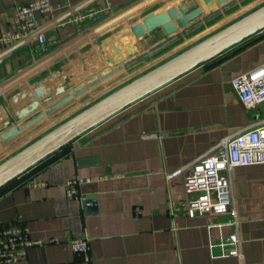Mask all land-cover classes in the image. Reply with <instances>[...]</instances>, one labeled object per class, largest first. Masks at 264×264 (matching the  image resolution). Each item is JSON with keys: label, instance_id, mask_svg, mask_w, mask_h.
Segmentation results:
<instances>
[{"label": "crops", "instance_id": "obj_1", "mask_svg": "<svg viewBox=\"0 0 264 264\" xmlns=\"http://www.w3.org/2000/svg\"><path fill=\"white\" fill-rule=\"evenodd\" d=\"M28 0H0V30L15 29L11 9ZM186 0H50L34 14L47 41L21 40L0 48V161L74 112L187 46L232 22L224 19L264 3L239 0L194 30L123 68L86 93L60 102L145 51L139 27ZM200 15L232 0H193ZM93 12L86 21L79 13ZM247 13V12H246ZM237 19V18H236ZM235 20V19H234ZM152 28V26H147ZM182 32H171L161 41ZM264 66V34L255 33L159 90L84 132L0 188V220L18 221L32 240L11 264H264V164L234 166L229 175L240 223L242 258L226 237L230 217L188 216L186 169L212 144L264 117L246 108L230 81ZM155 135L144 138L142 133ZM82 199L70 198L66 183ZM86 237L90 260L69 240ZM56 239V241H53Z\"/></svg>", "mask_w": 264, "mask_h": 264}, {"label": "built area", "instance_id": "obj_2", "mask_svg": "<svg viewBox=\"0 0 264 264\" xmlns=\"http://www.w3.org/2000/svg\"><path fill=\"white\" fill-rule=\"evenodd\" d=\"M51 9L50 0H28L15 3L11 9L13 31L0 30V48L10 46L21 40H32L38 45L47 41L44 24H39L34 17L36 12L44 14ZM93 12L79 13L73 21L92 19ZM264 34V28L258 31ZM239 101L246 108L264 105V66L236 75L230 81ZM154 133L144 132L147 138ZM264 164V117L256 120L251 126L240 130L227 138L212 144L203 154L169 174L170 178L186 169L184 212L188 216H218L227 214L231 219L233 231L226 241L230 244L231 253L242 258L239 236V214L234 207L229 172L234 166ZM88 178L75 176L67 181V194L70 198L81 200L75 186L88 181ZM56 241V239H53ZM39 241L29 238L24 226L18 221L3 222L0 220V264H11L25 257L29 246ZM74 254L85 261L90 260L89 240L78 237L69 240Z\"/></svg>", "mask_w": 264, "mask_h": 264}, {"label": "water", "instance_id": "obj_3", "mask_svg": "<svg viewBox=\"0 0 264 264\" xmlns=\"http://www.w3.org/2000/svg\"><path fill=\"white\" fill-rule=\"evenodd\" d=\"M238 1L232 0L222 5L221 8L190 26H186V24L200 15V8L193 0L181 2L177 7L173 6L155 18L147 20L139 27L143 38L138 42L140 50L145 52L75 92L51 108L48 113L61 108L123 68L171 44L182 34L194 30ZM150 25L152 28H147ZM178 28H182V32L159 42ZM262 28H264V3L74 112L0 161V188L84 132L111 118L130 104L159 90L196 66L216 57ZM15 136L16 134H12L0 141V146Z\"/></svg>", "mask_w": 264, "mask_h": 264}, {"label": "rangeland", "instance_id": "obj_4", "mask_svg": "<svg viewBox=\"0 0 264 264\" xmlns=\"http://www.w3.org/2000/svg\"><path fill=\"white\" fill-rule=\"evenodd\" d=\"M254 7H255V5L251 6L250 8H248V9L245 10V11L248 12V11L254 9ZM246 12H245V13H246ZM242 13H244V11H243ZM242 13H237V14L234 15L233 17L225 18L224 21H225V22H226L227 20H228V22H229V21H232V20H234V19L240 17V16L242 15ZM226 23H227V22H226Z\"/></svg>", "mask_w": 264, "mask_h": 264}]
</instances>
